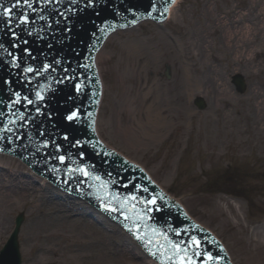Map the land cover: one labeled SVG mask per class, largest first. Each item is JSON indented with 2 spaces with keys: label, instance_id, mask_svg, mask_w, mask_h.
<instances>
[{
  "label": "rangeland",
  "instance_id": "1",
  "mask_svg": "<svg viewBox=\"0 0 264 264\" xmlns=\"http://www.w3.org/2000/svg\"><path fill=\"white\" fill-rule=\"evenodd\" d=\"M200 1L181 0L173 9L171 18L163 25L146 21L137 28L117 32L106 41L98 57L104 81V96L99 111L98 128L102 137L109 144L134 161L143 164L166 189L175 180L178 164L183 166L185 159L189 156L194 163L193 170L189 168L188 174L179 173L176 179L178 191L170 193L185 205L195 219L220 236L235 264H264V95L253 97L251 94L258 87L257 81H259L254 76V67L235 68L234 56L226 51L228 45L222 48L217 46L216 50L220 53L216 52L217 55L213 57V63L221 65L220 69L211 73L212 79L209 80L215 81L218 86L226 87L237 102L233 108L234 111H231V105L228 102L223 106L225 116L231 112L228 121L218 123L214 119L210 123H206L207 119L213 118L211 105L215 102L217 104L216 88H211L214 91L209 89L208 92L200 89L195 95L186 98L191 110L195 111L191 123L187 119L184 120V113L181 108H177L176 103L171 104L172 112L167 108L163 115L173 123L169 125V130L162 138L154 141L147 148L126 140L115 127L116 119L112 113L114 112L113 97L126 94L128 99L138 98L136 95L143 93L139 90L141 84L137 79L131 78L125 82L118 76L126 63L130 64L136 59L119 57L118 51L122 40L140 35L150 41L155 50L161 53L165 51L166 56H161V62L157 66L144 71L143 76H147L148 82L146 83L147 87H144L143 90H148L154 83V85H159L163 91L167 90L168 96L177 93V85L174 86V84L179 77L178 65L180 66V64L176 56L167 50V42L173 40L175 35L183 33L180 31L182 28L185 29L182 26V16H186L185 12L188 9L198 12L199 7L203 5V2L200 3ZM241 1H247V6L240 2L245 7L237 4L240 5L237 8L242 11L241 13H246V16H251L255 11L251 10L252 4H258L256 2L249 3L248 0ZM226 3L236 4L234 0H227ZM241 13L228 18L231 24L229 27H222V30L225 31L229 29L226 31L228 39L231 35L235 36L236 32L240 30V22L248 21V18ZM204 21L206 23V19ZM257 27H254L249 38L256 30L259 31L260 39L264 36ZM220 34L219 32L218 35ZM182 39L184 41L186 37L183 36ZM218 39L222 41L221 38ZM246 42L250 46L249 48H255L257 45L264 48L261 46V42L253 44L254 42L251 43L249 39H246ZM236 52L237 50H235V54ZM226 53L227 55L222 60ZM166 66L169 67V77L164 74ZM224 67H228L229 70H225ZM217 73L216 79L212 77ZM198 76L202 78L201 81L208 77L205 68ZM235 76H241L245 81L242 91L235 87L233 82ZM118 87L122 90L118 91ZM127 87H129V91H127ZM154 93L155 91H152L149 94L148 100L155 97ZM198 96H201L206 103L202 109H199L194 103ZM250 96H252V100ZM248 99L252 101L250 105L246 103ZM238 112L240 114L236 115ZM245 112L250 113L254 120H246ZM170 113L172 116L169 117ZM12 160L0 157V173H3L0 174V182L5 183L8 178H12L14 175L28 178L31 182L24 171L26 168ZM11 168L15 170L16 174L12 175ZM34 183L38 184V182ZM14 186L16 187V185ZM4 188L7 192L13 191V186L10 183H6ZM23 188L16 187L15 189L23 190ZM233 188V196L227 195V191ZM42 202H45L44 197ZM45 204L48 203L45 202ZM52 209L53 207L50 210ZM18 215H22V222L17 234L21 264H153L150 263V260L145 259L146 255L123 230L110 223L109 219L107 220L105 217L103 218L107 222V229H103L99 223L94 231L104 233L102 240L105 243L101 244L107 246L106 249L101 248L97 243L93 244L79 238V231L84 230V221L80 219L78 222L81 226L78 230L77 228L67 231L57 229L46 235L45 240L41 237L36 239L37 235L29 238L31 234H26L24 231V227L29 221V215L26 207L21 206L13 207L5 218L8 223L0 229V250L3 249L14 229L15 219ZM69 217L74 218L75 216ZM77 217L86 218L85 216ZM88 219L95 222L93 218Z\"/></svg>",
  "mask_w": 264,
  "mask_h": 264
},
{
  "label": "bare ground",
  "instance_id": "2",
  "mask_svg": "<svg viewBox=\"0 0 264 264\" xmlns=\"http://www.w3.org/2000/svg\"><path fill=\"white\" fill-rule=\"evenodd\" d=\"M226 1L227 0H201L200 3L203 2V5L199 7L198 12H194V9H188V11L185 12L186 16H182V26L185 27V29L182 28L180 31H183V33L178 35H175L177 33L173 34L175 35L173 40H168L169 42H167V50L176 56L177 61L180 64V66L178 65L179 77L174 84V86L177 85V93L171 94L170 96H168L167 90L163 91L159 85H154V83L151 84L152 87H149L148 90H143L144 87H147L146 83L148 82L146 80L147 76H143L144 71L148 68H154V66H157L161 62V56H166V54H164L166 52L162 51L161 53L160 51L155 50L150 41L140 35L132 39L122 40L118 51V54L120 55L119 57L136 59L130 64L126 63L123 70H120L118 76L125 82H128L131 78L137 79L141 84L139 90L143 91V93H138L136 95L138 98L128 99L126 94H115L116 96L113 97L114 112L112 113H114L116 119L115 127L121 132V135L126 138V140H130L140 147L147 148L152 145L154 141L162 138L169 130V125L173 123L171 120L168 121L163 114L167 108L172 112L171 104L173 103L178 105L177 108L182 109L185 116L184 120L187 119L191 123V118L194 117L195 111L191 110L192 108L189 107V101L186 102V98L195 95L200 89L209 92V89L216 88L215 98L217 99V104L215 102L211 105L213 118H211V120L207 119L206 123H210L214 119H216L218 123L228 121L231 112L225 116L223 114V106L228 102V104L231 105V108H229L231 111H234L233 108L237 105V102L226 87L218 86L215 81L209 80L212 79L210 77L211 73L220 69L219 66L221 65L213 63V57H215L217 53H220L216 50L217 46L222 48L225 45H228L226 51L227 53L229 52L231 56H234L236 60L235 68L245 69L247 66L254 67V76L259 81H257L258 87L254 89L251 94L253 97H261L264 95V48H260L258 45L255 48H249L250 46L246 42V39H249L251 43L254 42L253 44H255V42H261V46L264 47V36L260 39L258 30L253 33L251 38H249L254 27L256 28L257 26V28L262 31V34H264V0H248L249 3L256 2L258 4H252L251 10L254 9L255 11L252 12L251 16H246V13H241L242 11L238 9L240 5L243 6L240 2L246 5L247 1L234 0L236 2L235 5L228 4ZM179 3L180 0H176L174 8ZM240 13L244 14V17H247L248 21H244L243 23L240 22V30L236 32L235 36L231 35L228 39L226 31L229 29H226L225 31L222 30V27H229V25H231L229 22L230 17H234ZM171 16L172 14L170 13V17ZM204 19H206V23ZM221 31L225 32L222 33ZM219 32L222 35H218ZM111 35L112 34L108 36L101 49L98 51L96 59L101 54L103 46H105L106 41H108ZM183 36L186 37L184 41L182 39ZM218 38H221L222 41ZM235 50H237L236 54ZM227 53L222 60H224ZM206 61L209 62L206 63ZM204 68L208 77L201 81L202 78L198 75ZM224 68L225 70H229L228 67ZM212 77L216 79L218 73ZM233 82L239 91L245 86V81L239 80L236 77H233ZM219 85H221V83H219ZM120 90L122 89L118 87V91ZM127 91H129V87H127ZM152 91H155V97H153V95V98L148 100V96ZM101 93L99 109L102 106L104 90H102ZM251 98L252 96H250V99ZM250 99L246 100L248 105L252 102ZM237 114L240 113L238 112L236 115ZM168 116L170 117L172 114L170 113ZM244 117L246 120H254L252 115L248 112H245ZM98 119L99 112L96 118L97 131ZM11 171L12 175L16 174L14 173V169L11 168ZM24 171L27 173V177H29L31 181H35L33 175L26 170ZM0 174L2 175L3 173ZM6 183H10L13 186V191L11 190L12 192L5 191L4 185ZM43 183L44 182H42L41 186L34 185L28 178H23L21 176L17 177V175L8 178L5 183L3 181L0 182V229L3 225H7L8 223V220L5 221V218L8 216L9 210L13 207L15 208V206H21L26 207L29 215V221L24 227L26 234H31L29 238L37 235L35 237L36 239L41 237L45 240L46 235L55 232L57 229H64L67 231L69 229L77 228L78 230L81 226L78 222L80 219L84 221V230L79 231V238L86 242H92L93 244L97 243L98 246L106 249L107 246L101 244L105 243V241L102 240L104 233L94 231V228L97 225L95 222L88 218H79L77 216L70 218L66 209V202H62V200L55 201V203L53 200H50L47 202L48 204L42 202V198L44 197L43 193L45 190H48L47 185ZM14 185H16V187L24 188L23 190H18L15 189L16 187ZM233 190L234 188L232 191ZM175 200H178L181 206H185L178 198H175ZM52 207L53 209L50 210ZM186 210L188 211V209ZM79 215L81 216L80 213ZM195 221L199 222L198 219H195ZM216 236L217 239H221L218 234H216ZM145 259L147 258L145 257ZM231 260L234 262L233 259Z\"/></svg>",
  "mask_w": 264,
  "mask_h": 264
},
{
  "label": "snow or ice",
  "instance_id": "3",
  "mask_svg": "<svg viewBox=\"0 0 264 264\" xmlns=\"http://www.w3.org/2000/svg\"><path fill=\"white\" fill-rule=\"evenodd\" d=\"M53 2V0H43V4L45 6L50 5ZM72 5L77 6V8H67L66 12L71 13L73 16L77 15V9L79 6L80 0H70ZM56 3H60V0H56ZM35 0H16V2L9 8H4L3 15L5 16L8 26L11 29V38L13 40L18 41V43H14L11 45L13 49H19L21 47V44L27 45L29 41L27 39L21 40V38L17 35L16 29H26L30 24L35 23L30 19V13L28 11L21 12L18 17L13 15V12L16 8H27L31 11V13L35 14L36 8H35ZM95 7V0H85L84 9L86 10L88 8H94ZM155 11V9H153ZM163 14V13H162ZM59 16L64 18L65 21L69 20V16L66 15L65 12H59ZM13 19H16L15 27L12 26ZM40 20H45L44 16H40ZM57 24H59V21H57ZM49 28H51V25H48ZM103 30V29H101ZM72 31L71 27L66 26L65 27V35L67 36ZM27 35L29 37L33 36L32 31H27ZM49 48L52 47L51 44L48 45ZM0 48H3V45H0ZM4 51L7 53V55L11 58V66L17 70L21 68V64L19 63L20 57L15 54L13 51H9L8 49H4ZM24 54L28 56L31 60H35L36 57L33 56L32 52L28 48H24ZM62 63L61 60H55L52 63H43L41 68H34L31 65L23 68V73L25 74V80L24 83H31L32 81L28 79L29 76L35 75L38 78L42 77L43 74L48 72H57V67L60 66ZM64 75L61 77H58L56 80V83H65V82H74L77 77L75 75H69L70 72H74V69H71L70 67H64L62 69ZM5 83L11 84L10 81H6ZM48 87L47 85L43 86L40 91L35 92V96L37 98V101L44 102L45 96L42 94L44 91V88ZM74 88L76 91V94L79 95L82 90L81 84H74ZM14 98L11 99L10 103H8V108H13L15 105L24 104L25 107L32 106L35 102L29 98V96L22 95L21 92H14L13 93ZM35 111L37 113V116L44 115V113L41 111V108L37 106L35 108ZM81 118L80 110L79 108L70 111V113L65 117V119L68 122L78 121ZM28 118L24 115V113L19 114V120L18 121H10L9 125H6L2 130L4 133L11 134L13 132V128L10 126L12 124H18L23 123ZM41 136L44 135L43 132L40 133ZM3 136H0V139H3ZM17 139H20V137H17ZM65 141L69 140V137L65 135L63 137ZM87 142H85L86 144ZM85 144H81L80 140H76L74 142V147H84ZM43 147L48 148L50 147V144L48 141L43 142ZM62 149L60 145H56V152H61ZM84 156L81 154V159H83ZM56 159L61 163H66V158L64 155H58ZM71 171H79L81 172L85 177L89 175L88 171L84 168L80 169H72ZM96 179H99L97 177ZM139 191L148 192L147 188L139 189ZM132 200H136V197H131ZM163 196L152 197L148 200H141L139 201L140 204H146L150 205L151 207L145 209V211L151 212V211H162V207H157L158 204H160L162 201H164ZM107 211L110 212H116L117 209L114 207H106ZM125 219H128L127 216L124 217ZM143 219V217H141ZM129 231H133L132 229H129ZM141 230L139 228L135 229L136 238L138 240H141L142 237L139 235V232ZM185 232H188V230H185L184 232L176 231L175 235L177 237H180V240L173 241L170 240L166 235L161 233V235L164 236V240L166 241V244L160 245L157 244V250L152 252L151 255L153 257H156L157 255L163 257L162 264H220V260L223 259V257H219L216 255H213L211 252H205L204 251V243L205 241L198 238L196 235H192L191 233H188V238L184 239ZM152 241H147V244H151Z\"/></svg>",
  "mask_w": 264,
  "mask_h": 264
},
{
  "label": "water",
  "instance_id": "4",
  "mask_svg": "<svg viewBox=\"0 0 264 264\" xmlns=\"http://www.w3.org/2000/svg\"><path fill=\"white\" fill-rule=\"evenodd\" d=\"M97 10L98 9H96V12H97ZM158 25H160V24H158ZM88 29H91V27L89 25H84L83 24V26H81V28L79 29V33L82 32L83 35L84 34H87L88 33ZM83 31H85V33H83ZM76 34H77V31H76ZM3 69L10 71V65H3ZM12 72L16 73L19 76V74L17 73V71H12ZM28 79H30L31 81H36V80L38 81V79H42V77H39L38 78L37 76L33 77L31 75L30 77H28ZM239 80H241V79H239ZM19 88H21L22 90H25L26 89V85L23 83V84H21L19 86ZM197 105L200 108H202L203 105H204V103L201 101V99H197ZM75 138L77 140H82V138H85L86 141H89L88 140L89 137L86 134H83L82 136L81 135L75 136ZM93 144H94V142L92 141L90 143H86L85 145H93ZM77 151L80 153V156H81V154H83V156L86 155L89 158V155L86 154L87 151L85 149V146L82 147V148L81 147H79V148L77 147V150L76 151H73V152H77ZM87 161L88 160H86V162ZM90 162L91 161H89V163ZM193 167H194V163H193V161L191 160V158L189 156L185 159L183 166H180L178 164V166L176 168V171H175V180L173 182H171L169 184V186H167V190L169 192H172V191H175L176 190V192H177L178 191V184H177V180H176L177 179V176H179V173H187L188 174L189 168H191L193 170ZM99 172H101V171H99ZM91 175L94 176V174H92V173H91ZM107 176H108V174H107ZM47 189H48L49 192H56V190L49 188L48 185H47ZM127 189L129 190V188H127ZM131 192L132 191H127V195L128 196H133L135 194V193H131ZM46 194L48 196L50 195L48 193H46ZM48 196H46V195L44 196L45 202H48V201H50L52 199H58V200H60V199H62L61 197H63V196H60V197L56 196L55 198L50 199ZM65 199H66V197L62 200V202H66V209H67V211L70 210V211H68V213L69 212H73L75 214L76 213L75 210H77L81 214V217L85 216L86 218H93L96 224H99L100 223V225L102 226L103 229H107V222H106V220L102 216L101 217L103 219H101V217L98 216L99 217V220H98V218H96L97 217L96 214H94V210L92 208H90V207H87V205H85L84 202L81 201L82 203H84L85 207L80 204V201L79 200H75V199H71V198H68L66 200ZM69 199L74 200L75 202L74 201H71ZM142 200H146V198L144 197ZM166 200L170 204H172V206H180L181 207V205H180V203H179L178 200H175V198L172 199V198H168V197H166L164 199V202L162 201V205H168L169 204ZM133 201L136 204H138L139 207L144 205V204H140V202H139L140 199H138V197H136V200H133ZM53 202L55 203L54 200H53ZM129 206L131 207V205H128V207ZM79 208H82V209H79ZM79 213H77V214H79ZM166 213H167V211L166 212H163L162 215L159 214L160 215L159 216V219L153 225L147 224L146 227L149 228V229L153 228L154 230H158V231H160L161 233H164V234H167L169 231L173 232V230L176 229V228H180L181 227L180 223H182L183 225H185L184 228H189V227H187L189 225V223H188V221L185 220V217L186 216L184 214H182L181 216L179 214H177V209L176 208L171 213H169L168 215ZM91 214L92 215L94 214V216H92ZM70 215L71 214L69 213V216ZM71 216H74V215H71ZM178 219H179V221H178ZM21 220H22V215H19L16 218V228H15L14 232L12 233V238L14 240V246L15 247H16L15 237H16V234H17V231H18V227H19V224H20ZM196 222H198V221H196ZM104 223H105V225H104ZM110 223H111V221H110ZM216 238H217V236H216ZM164 244H166L165 241H164ZM204 251L205 252H208L209 251L208 249H206V246H204Z\"/></svg>",
  "mask_w": 264,
  "mask_h": 264
}]
</instances>
